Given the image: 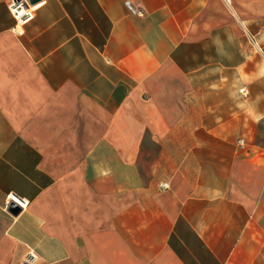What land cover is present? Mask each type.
Listing matches in <instances>:
<instances>
[{
	"label": "crops",
	"instance_id": "1",
	"mask_svg": "<svg viewBox=\"0 0 264 264\" xmlns=\"http://www.w3.org/2000/svg\"><path fill=\"white\" fill-rule=\"evenodd\" d=\"M9 1L0 264H264V0Z\"/></svg>",
	"mask_w": 264,
	"mask_h": 264
},
{
	"label": "built area",
	"instance_id": "2",
	"mask_svg": "<svg viewBox=\"0 0 264 264\" xmlns=\"http://www.w3.org/2000/svg\"><path fill=\"white\" fill-rule=\"evenodd\" d=\"M38 4H30L28 0H11L7 4V9L15 21L14 32L20 37L23 35V28L26 24L34 19L35 12L37 10ZM136 14L141 15V12ZM241 93H246L245 89L241 90ZM163 189L167 188V184L161 185ZM15 205L20 211L27 208L28 202L18 198L15 195H8L6 198V205ZM36 257L33 253H28L23 261V264H33Z\"/></svg>",
	"mask_w": 264,
	"mask_h": 264
},
{
	"label": "water",
	"instance_id": "3",
	"mask_svg": "<svg viewBox=\"0 0 264 264\" xmlns=\"http://www.w3.org/2000/svg\"><path fill=\"white\" fill-rule=\"evenodd\" d=\"M39 0H28V2L30 4H37ZM8 212L13 215V216H16L19 212H20V209H18L15 205L11 204L9 207H8Z\"/></svg>",
	"mask_w": 264,
	"mask_h": 264
}]
</instances>
